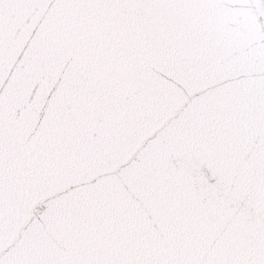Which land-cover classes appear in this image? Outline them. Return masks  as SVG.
<instances>
[{
    "label": "snow or ice",
    "instance_id": "1",
    "mask_svg": "<svg viewBox=\"0 0 264 264\" xmlns=\"http://www.w3.org/2000/svg\"><path fill=\"white\" fill-rule=\"evenodd\" d=\"M248 8L255 0H0V38L26 37L111 104L144 119L183 101L164 139L194 131L186 143L210 183L177 189L160 249L114 264H264V13L227 11ZM40 223L0 243V264H19Z\"/></svg>",
    "mask_w": 264,
    "mask_h": 264
},
{
    "label": "water",
    "instance_id": "2",
    "mask_svg": "<svg viewBox=\"0 0 264 264\" xmlns=\"http://www.w3.org/2000/svg\"><path fill=\"white\" fill-rule=\"evenodd\" d=\"M255 2L227 11L257 17ZM26 42L0 38V243L42 222L19 264H114L160 249L177 189L203 194L212 175L186 143L194 131L164 139L183 101L140 119Z\"/></svg>",
    "mask_w": 264,
    "mask_h": 264
}]
</instances>
